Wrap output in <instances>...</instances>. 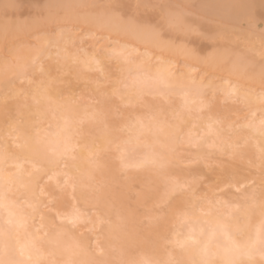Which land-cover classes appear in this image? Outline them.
<instances>
[{"label":"bare ground","instance_id":"6f19581e","mask_svg":"<svg viewBox=\"0 0 264 264\" xmlns=\"http://www.w3.org/2000/svg\"><path fill=\"white\" fill-rule=\"evenodd\" d=\"M181 1L185 5L191 0ZM197 1L200 15L219 21V25L206 26L212 37H227L231 33L228 22L264 15V0ZM14 2L0 0V10ZM87 3V0L47 3L44 22L60 18L78 26L69 25L53 33L44 30L32 48L20 47L13 40L23 37L29 26L44 22L13 24L0 20V46H8L10 50L6 60L0 50V91L8 89L11 95L1 94L17 99L27 96L26 101L19 102L18 111L24 115L22 122L12 123L0 133V264H264V198H252L236 211L221 199L206 198L209 206L194 198L186 199L190 209L179 214L176 226L167 231L172 212L151 216V227L142 234L136 216L124 208L122 195L111 193L107 187L100 188L94 196L88 194L96 188L97 181H117L120 170L133 168L145 174L148 181L164 184L163 193H140L138 200L147 197L158 202L170 200L185 178L180 168L183 160L177 153L179 143L184 141L197 148L193 159L203 158L208 153L207 147L239 151V142L234 140L237 131L228 135L226 129V126L232 129L235 123L223 121L224 116L217 109L208 108L213 98L217 106L224 101L233 102L227 112L247 111L241 116L240 126L246 130L241 141L252 140L251 145L264 155V89L247 82L264 83V65L252 69L251 57L217 51L201 61L210 69L226 73L216 79L215 74L196 71L191 63L195 59L192 52L162 40L157 31L144 24L123 21L109 9L78 14L76 7ZM141 4L149 2L141 0ZM188 21L182 10L168 8L165 12L171 32L186 33L190 30ZM82 26L85 32L78 31ZM98 30L107 32L97 36L94 33ZM110 33L114 37H109ZM250 34L241 32L247 39ZM137 44H145L147 48L142 51ZM153 49H160L168 57L154 55ZM180 54L187 55L182 64L176 59ZM46 56L58 64L71 66L75 76H80L82 69H97L106 74L105 63L117 62L121 79H127L124 82L127 90L115 95L124 102L136 104L150 92L149 87H152L150 94L173 93L180 98L173 102L166 95L169 107L148 101L149 111L112 122L104 98H100L99 104L83 107L76 104L73 95L60 91L55 85L60 78L53 75V67L42 65ZM35 60H39L36 66L41 71L39 76L28 80V87L13 88L10 76L19 75L16 80L27 76L26 69ZM205 92H212V98H207ZM220 93L224 97L220 98ZM203 108L208 109L203 112ZM4 111L0 104V126ZM31 112L38 116L37 125H33ZM86 132L92 135L86 137ZM7 136L12 139H6ZM99 148L115 149L118 162L97 159ZM131 151L137 155H131ZM47 178L52 186H67L73 198L71 206L64 210V199L58 195L54 216L64 221L53 231H49L50 217L42 215L47 199L52 196L51 186H40ZM128 181L129 178L122 182L125 188ZM110 194L113 203L108 201ZM78 202L95 203L113 219L99 233L90 231L93 236L82 235L84 228L99 227L104 216L85 215ZM174 208L176 205L171 202V211ZM80 223L87 225L75 227ZM167 242L176 249L166 246Z\"/></svg>","mask_w":264,"mask_h":264},{"label":"rangeland","instance_id":"374dc122","mask_svg":"<svg viewBox=\"0 0 264 264\" xmlns=\"http://www.w3.org/2000/svg\"><path fill=\"white\" fill-rule=\"evenodd\" d=\"M50 1L52 0H15L12 6H5L3 10H0V20L10 21L13 24L17 22L22 24H30L35 21L44 22V6ZM87 2L86 5L76 7L78 14H83L98 8L109 9L123 21L132 22L135 25L144 24L157 31L162 40L170 41L173 46H184L189 52H192L195 59L191 60V63L193 67H196V71H203L206 75L215 74L216 79L225 76L226 73L223 70L210 69L206 62L201 61L217 51L228 53L229 56L239 55L251 57L252 69L264 65V36L259 35L264 34V15L253 16L251 19L243 18L228 22L227 27L231 30V33L227 37H212L206 26L219 25V21L216 17L207 18L200 15L197 8V0H191L185 5L181 3V0H148L149 5H142L141 0H119L117 3L113 2V0H87ZM168 8L171 11L182 10L184 12L185 16L189 19L187 23L190 27L189 31H186V33L182 30L171 32L170 26L165 22V12ZM69 25L78 26V23L67 22L59 18L51 22H44L42 25L29 26L23 37L14 38L13 41L20 47L32 48L36 40L43 35L44 30L53 33L57 30L65 29ZM241 25L243 26L242 28L240 27ZM78 31L85 32V27H80ZM243 31L251 32L248 39L241 35ZM106 32L105 30H98L94 34L99 36L100 33ZM109 37H114V34L110 33ZM128 42L134 45L132 40H128ZM137 46L142 48V51L147 48L145 44H137ZM0 50L4 56L3 59L6 60L10 56L9 47L0 46ZM152 53L156 56L168 57L160 49H153ZM186 58V54H180L176 57L180 64L185 62ZM42 60V65L45 67L52 66L53 75L60 78L55 83L58 89L68 92L70 96L73 95L76 104L89 107L87 104H99L100 98H104L109 104V119L112 122H120L128 115L132 116L137 112L149 111V107L146 105L148 101L159 102L161 106L169 107L171 104L165 101L166 95L172 98L174 100L173 102L180 98V95L173 93L167 94L161 92L159 94H150L152 87H149L148 91L150 92H147L142 98H139L136 104L124 102L120 97L115 95V92H124L127 90V86L124 84L127 79L126 77L121 79V71L118 68L119 65L117 62L108 61L105 63L108 70L106 74L100 73L97 69H82V74L75 76L72 73L71 66L58 64L56 60L52 61L50 56H46ZM38 63L39 60L30 63L26 69L27 76L19 80H16L19 75L12 74L10 76V79L14 81L12 87H19L20 89L28 87V80H35L41 73L36 68ZM233 78L235 79V77ZM116 81L118 85H116ZM247 82L255 85V88L264 89L263 82L252 80ZM96 86L97 88L95 89L94 87ZM98 89L105 90V92L99 91ZM2 92L4 91L1 89L0 104L5 107V114L3 124L0 126V133L5 128L10 127L12 123L18 124L22 122L24 115L18 111L19 102L20 100L26 101L27 99L26 95H22L18 99L14 96H9L11 95V91L8 89L4 92L9 94L8 96H3L1 94ZM205 93L207 98H212V92ZM220 96V98L224 97L222 93H220ZM213 100L208 108L217 109L219 111L218 114L224 116L223 121L229 120V122L235 123L232 129L228 126H226V129L228 130V135H233L235 133L234 130L237 131L236 133L238 135L234 140L239 142L237 146L239 151L233 153L227 148L218 150L207 147L208 153L203 158L193 159L194 152L197 148L184 141L179 143L177 153L183 160L180 168L185 174V178L182 179L183 185L181 189L175 192L170 200L158 202L157 199L152 197H147L141 201L138 200L140 193H152L155 191L163 193L164 184H155L152 181H148L145 174L139 173V170H134L133 168L120 170L117 181H109L107 183L97 181L96 188L89 191L88 194L94 196L100 188L107 187L111 193L122 195L125 200L124 208L136 216V224L142 234L150 229L151 216L168 215L169 212H172V220L166 226L167 231L176 226L178 223L176 218H178L179 214L190 209V206L185 204L186 199L194 198L196 202H202L201 204L205 206L210 205L209 201H205L208 197L210 201L221 199V202H229L231 204L230 206L236 211L246 201L252 200V198H264V155L258 153L257 149L251 145L252 140H248L246 143L241 141L245 136L244 131H246L240 126L243 122L241 116L246 114L247 111L237 110L236 112H227L228 107L234 105L233 102L224 101L223 104L217 106V100L214 98ZM208 108H203L202 111L205 112ZM30 117H34L35 121L33 125H37L39 122L38 116L34 112H31ZM44 126L49 127V124L45 123ZM12 131H15V129ZM84 135L90 137L92 134L86 132ZM6 139L11 140L12 138L11 136H7ZM130 154L137 155L135 151H131ZM96 158L102 162H118L116 150L113 148H99V152L96 153ZM135 172L139 174L134 175ZM42 175H45V172ZM128 178V186L125 188L122 182L128 180ZM248 179L250 180L248 181ZM46 185L52 187L50 191L52 196L47 199V205L45 204L42 209V215L47 214L50 217L49 231H53L60 228L64 221L54 216L57 208L56 199L58 195H61L64 199L62 203L64 210H67L71 206L73 198L69 195L70 191L64 184H61L60 187L52 186V181L50 178H47L43 179L40 183V186ZM193 193H196V196H193ZM39 196L43 197L45 195L40 194ZM108 201L114 202L112 194L108 196ZM171 202L176 205V208L172 211L170 209ZM78 206L89 217H96L99 214H103L95 203L78 202ZM219 208L221 209V207ZM224 208L227 211V207ZM103 216L104 219L100 222L99 227L94 230L84 228L80 234L93 236L90 234V231L99 233L101 228L113 219L111 215L103 214ZM35 223H38V219ZM87 223H80L75 227H85ZM75 227H72V229ZM101 240L102 238H99V241ZM166 246L176 249L175 247H170L171 243L168 242ZM92 250L94 249L92 248Z\"/></svg>","mask_w":264,"mask_h":264}]
</instances>
